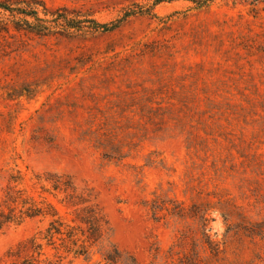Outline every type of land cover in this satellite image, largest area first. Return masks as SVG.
I'll return each mask as SVG.
<instances>
[{"label":"rangeland","instance_id":"obj_1","mask_svg":"<svg viewBox=\"0 0 264 264\" xmlns=\"http://www.w3.org/2000/svg\"><path fill=\"white\" fill-rule=\"evenodd\" d=\"M32 1L49 30L0 8V210L45 198L79 243L27 218L0 264L32 236L61 264H264V1Z\"/></svg>","mask_w":264,"mask_h":264},{"label":"trees","instance_id":"obj_2","mask_svg":"<svg viewBox=\"0 0 264 264\" xmlns=\"http://www.w3.org/2000/svg\"><path fill=\"white\" fill-rule=\"evenodd\" d=\"M162 0H156L157 3ZM206 2H213L215 0H203ZM254 1H264V0H254ZM34 2L32 0L27 2V7H15L8 5L6 2H0V8H4L9 11L11 15L18 16L19 14H26L28 16L34 17L36 21L30 22L25 20V25L30 28H35L40 31L49 30L50 27L44 24V19L39 16V9L33 6ZM57 20L62 19V21L71 28L80 27L74 19H70L67 16H61L59 12L54 13ZM94 28L97 30L108 29L110 23H102L98 20H91ZM20 177V176H19ZM39 181L35 184H42L44 181L52 183L54 188L60 190H70L74 189V186L69 181H66L61 176H57L56 180L53 181L49 177L43 178L37 175ZM20 178H17V181ZM25 178H22V181ZM24 190H19L15 192L13 187L8 192L7 199L5 200L9 205V210L2 208L0 210V231H2L6 226L11 224H22L27 218L35 217H46L51 216L53 219L50 221L48 228L44 236L42 237L44 241H47L49 245H56L57 240H61V245L67 249L66 251H75L73 247L78 246L79 239L75 237L74 231L64 230L65 222L61 217H58L59 212L57 208L47 199L42 200L37 199L34 195H29L23 197ZM19 193V194H18ZM43 197V196H41ZM45 242L39 239V236H32L29 239L18 243L15 247L9 249L7 256L11 264H61V260L55 261L49 258H43L45 255ZM57 248V247H56ZM88 251L85 245H80V248H76V253L86 254ZM114 259V258H112Z\"/></svg>","mask_w":264,"mask_h":264}]
</instances>
